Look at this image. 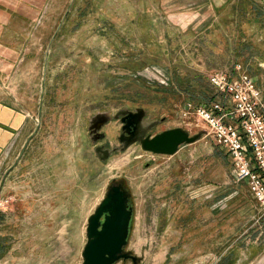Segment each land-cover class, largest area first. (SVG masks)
Wrapping results in <instances>:
<instances>
[{
  "label": "rangeland",
  "instance_id": "1",
  "mask_svg": "<svg viewBox=\"0 0 264 264\" xmlns=\"http://www.w3.org/2000/svg\"><path fill=\"white\" fill-rule=\"evenodd\" d=\"M246 2L75 0L48 54L51 30H32L28 39L42 48L21 71L7 69L8 82L13 92L37 93L25 102L35 111L42 84L43 115L0 210V264H82L88 218L117 179L134 205L125 250L139 259L115 264H264V204L238 180L207 123L184 114L197 99L177 85L190 76L196 90L197 77L212 86V72L230 73L225 67L244 59V33L264 45V21L251 7L264 3ZM130 111L142 113L132 140L122 120ZM174 127L200 137L173 155L143 149L141 136Z\"/></svg>",
  "mask_w": 264,
  "mask_h": 264
},
{
  "label": "crops",
  "instance_id": "2",
  "mask_svg": "<svg viewBox=\"0 0 264 264\" xmlns=\"http://www.w3.org/2000/svg\"><path fill=\"white\" fill-rule=\"evenodd\" d=\"M248 2L246 0H233V6ZM257 2L263 4L264 0H257ZM249 3L255 2L251 1ZM66 4L64 11L60 12V9H63ZM255 5H251L255 19L258 18L264 21V10H258ZM69 7L68 0H0V198L8 196L6 194L12 186L14 173L21 162V155L27 141L31 138L32 133L37 136L41 129V125H38V123L39 117L43 115L41 105L43 96L46 93L44 87L40 84L39 103L36 111L27 108L26 98L28 99L33 93L35 95L37 93L30 90L29 95L31 96L29 97L28 91L22 93L21 87L18 91H11L12 88L8 82L11 75L8 74L7 69L17 67L18 72L21 71L26 65L29 52L33 54L34 51L37 52L42 48L40 42L33 41L31 43L32 39H28L32 36L33 29L40 37L50 34L48 32L51 30V45L54 43V36L62 35L67 31L70 18L76 14L73 10L74 3L70 10H68ZM236 12L238 11L236 10ZM63 14L65 15L64 19ZM77 15H80V12H77ZM42 19L44 22H42ZM59 19H61L60 23H58ZM32 20L37 24L41 23L38 27L37 25L33 28L28 27L27 24H30L29 21ZM52 20L57 21L53 30L46 26V23ZM260 41L264 43V33ZM242 42L245 44L244 48L246 49L245 55H243L244 59L241 63L229 64L225 68H231L229 71L234 78H238L243 73L256 76L258 80L255 83L261 91L262 98H264V45L259 46L257 49L252 37L247 38L245 33ZM254 62L255 64H253ZM253 65L258 66L256 67L258 73H254L251 69ZM34 86L36 88L37 84L35 83ZM226 108L231 110L232 105L227 104ZM214 142L216 143V141ZM243 184L250 191L247 183L244 182ZM2 213L6 218V211L1 212L0 215ZM2 223L6 224V220ZM0 247L3 249L2 245Z\"/></svg>",
  "mask_w": 264,
  "mask_h": 264
},
{
  "label": "built area",
  "instance_id": "3",
  "mask_svg": "<svg viewBox=\"0 0 264 264\" xmlns=\"http://www.w3.org/2000/svg\"><path fill=\"white\" fill-rule=\"evenodd\" d=\"M209 80L226 103L186 104L184 114L194 112L207 123L217 144L231 156L236 176L249 186L257 200L264 204V98L255 80L247 73L234 78L225 70L214 71ZM8 199L0 198V210L6 209Z\"/></svg>",
  "mask_w": 264,
  "mask_h": 264
},
{
  "label": "water",
  "instance_id": "4",
  "mask_svg": "<svg viewBox=\"0 0 264 264\" xmlns=\"http://www.w3.org/2000/svg\"><path fill=\"white\" fill-rule=\"evenodd\" d=\"M74 1L71 0L70 7ZM51 42L47 46V54L50 51ZM141 119L142 113L140 111H130L122 118L125 122L124 130L130 133L129 140L138 135ZM199 137L200 134L192 135L182 127H174L153 136H141L140 142L146 151L173 155L181 145L196 142ZM128 197L129 193L121 185H112L103 200L89 216L87 241L82 251V264H115L120 260L128 259H132L134 263L138 261L137 255L125 250L133 216V207L128 205ZM103 216L104 220H102Z\"/></svg>",
  "mask_w": 264,
  "mask_h": 264
},
{
  "label": "trees",
  "instance_id": "5",
  "mask_svg": "<svg viewBox=\"0 0 264 264\" xmlns=\"http://www.w3.org/2000/svg\"><path fill=\"white\" fill-rule=\"evenodd\" d=\"M200 78V77H199ZM198 79V87L197 89H193L195 86L193 84V79L190 76H187L186 78L177 80V85L182 88L184 92H187L188 95L191 97H195L197 101L195 104H211L215 99L217 98V92L214 90V88L208 84L204 83L202 79ZM196 88V87H195ZM219 95V94H218ZM223 264V262L221 263Z\"/></svg>",
  "mask_w": 264,
  "mask_h": 264
},
{
  "label": "flooded vegetation",
  "instance_id": "6",
  "mask_svg": "<svg viewBox=\"0 0 264 264\" xmlns=\"http://www.w3.org/2000/svg\"><path fill=\"white\" fill-rule=\"evenodd\" d=\"M139 126H140V124H139ZM162 131V130H161ZM161 131H159V132H161ZM159 132H155V133H153V134H151V136H153V135H155V134H157V133H159ZM138 133H139V129H138ZM126 138L128 139V136H126ZM112 185H121L125 190H127V192L129 193V197H128V205L130 206V207H133V216H132V220H133V217H134V205H133V197H132V194L130 193V190H129V188L126 186V184L123 182V179H117V180H115V181H113L111 184L109 183V187H108V189H107V191L109 190V188H110V186H112ZM107 191H106V193H107ZM106 193H105V195H106ZM105 197V196H104ZM103 197V198H104ZM103 200V199H102ZM102 220H104V216L102 217ZM132 220H131V223H130V232H131V226H132ZM129 237H130V234H129ZM129 239V238H128ZM129 260V259H128ZM130 260H132V259H130ZM133 261V260H132Z\"/></svg>",
  "mask_w": 264,
  "mask_h": 264
}]
</instances>
